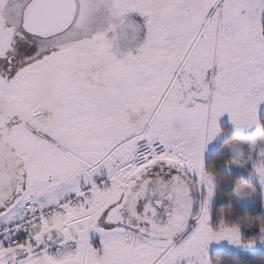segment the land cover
Returning a JSON list of instances; mask_svg holds the SVG:
<instances>
[{"label": "snow or ice", "instance_id": "6c2138e0", "mask_svg": "<svg viewBox=\"0 0 264 264\" xmlns=\"http://www.w3.org/2000/svg\"><path fill=\"white\" fill-rule=\"evenodd\" d=\"M225 117L264 194V0H0V264H264Z\"/></svg>", "mask_w": 264, "mask_h": 264}, {"label": "trees", "instance_id": "16d2710c", "mask_svg": "<svg viewBox=\"0 0 264 264\" xmlns=\"http://www.w3.org/2000/svg\"><path fill=\"white\" fill-rule=\"evenodd\" d=\"M223 145L218 148L215 152H213L207 159L206 164L210 167L213 164H217V175L219 178L224 182H230L227 184H224L221 186L220 190L218 191L217 197L214 201V208L216 211L226 209L229 206L234 208L236 212V216L231 217L232 220L236 221L239 217L244 216L246 214H250L251 216L255 218L264 217V210L261 204L256 205L253 208H243L241 207L237 201L236 198L233 196L235 183L231 182L234 181L237 183L238 186H242L245 183H250L247 179V174H244L241 171L238 172H232L228 169L227 166H220L218 164L219 160H227L230 159L229 156L222 150ZM241 176L245 177L242 179H239ZM239 179V180H237ZM245 234L248 235L249 233L247 230H245ZM220 257V264H232V261L234 260V256L229 255L228 250L222 251L219 253ZM256 259H259L257 257Z\"/></svg>", "mask_w": 264, "mask_h": 264}, {"label": "rangeland", "instance_id": "374dc122", "mask_svg": "<svg viewBox=\"0 0 264 264\" xmlns=\"http://www.w3.org/2000/svg\"><path fill=\"white\" fill-rule=\"evenodd\" d=\"M221 126L224 128H228L229 131L226 135H222L220 137H218L210 146H209V151L206 154V158H205V162H207L208 157L215 152L218 148H220L222 145V150L229 156V158L232 157V151L231 149L225 145V140L228 139V136H230L232 134V126L228 120L227 117L222 119L221 122ZM245 150H247V146H245ZM230 171L232 172H238L241 171L244 174H247V172H245L242 168H239L236 165H233L231 168H228ZM243 186H248L251 187L250 183H245L243 184L241 187ZM242 195L244 196L243 199H238L236 198L237 203L243 207V208H253L258 204H261V206L263 207L264 210V194H262L259 190H257V192L255 194H252V192L249 191H245L242 193ZM225 247H228L227 245H225ZM227 249H222L220 252L225 251ZM215 252V248L213 249V253Z\"/></svg>", "mask_w": 264, "mask_h": 264}]
</instances>
